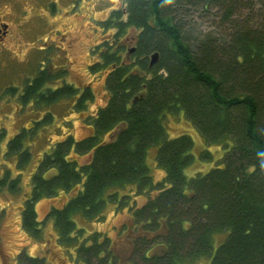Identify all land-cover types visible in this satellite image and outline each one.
Masks as SVG:
<instances>
[{
	"label": "trees",
	"instance_id": "obj_1",
	"mask_svg": "<svg viewBox=\"0 0 264 264\" xmlns=\"http://www.w3.org/2000/svg\"><path fill=\"white\" fill-rule=\"evenodd\" d=\"M123 2L126 15L114 11L106 23L115 29L110 40L120 45L109 41L101 63L88 67L103 80L106 104L85 119L92 129L85 139H53L63 135L58 123L87 112L94 101L92 89L68 83L64 70L32 66L19 89H4H18L14 102L28 119L11 135L0 128V193L21 196L20 226L33 242L42 243L49 226L61 247H77L84 264L109 241L101 244L90 224L101 222L117 190L135 183L138 193L151 196L131 214L144 232L131 245L128 264H264V0L257 16L242 0ZM246 8L249 15L240 21ZM213 9L229 34L192 41L188 12ZM131 30L136 50L125 59L121 46ZM169 118L188 122L224 155L207 172L187 176L196 160L194 143L186 134L169 136ZM151 148L163 172L155 182L147 165ZM90 156L88 164L80 163ZM199 157L213 158L208 150ZM25 172L30 193L24 196ZM61 190L76 193L38 221L37 202ZM218 235L223 240L213 251ZM158 241L166 252H152ZM99 264L116 263L107 257Z\"/></svg>",
	"mask_w": 264,
	"mask_h": 264
},
{
	"label": "rangeland",
	"instance_id": "obj_2",
	"mask_svg": "<svg viewBox=\"0 0 264 264\" xmlns=\"http://www.w3.org/2000/svg\"><path fill=\"white\" fill-rule=\"evenodd\" d=\"M261 1L262 0H242V2H246L250 5L251 12H253L255 16L258 14L256 11H258V6ZM18 4L19 6L29 9L28 15H34L31 18L37 19L41 14H46L45 16L48 15L46 11L42 9L40 2L32 4L31 2L27 3L19 0ZM106 5L107 4H104L102 8H99L96 0H88L85 3H83V1L77 2L73 7H70V4L68 5L66 2L61 6L62 9L59 13L52 15L54 17H47V21L53 25V28L61 30L64 34L72 33L74 37L73 42L69 44V48L66 46V50L62 53L69 56L71 55V59L76 60L74 63L75 65L66 68V80L73 82L75 85L82 86L87 84L91 79L85 70V66L89 62L88 56H86L87 48L81 50L79 54L76 50L81 49L79 46L81 43H90L95 38V35H99L92 32L93 30H97L94 18L103 19L106 15L105 9L109 7V5L108 7ZM115 6L117 5H114V7ZM30 8H32V10ZM107 11L109 10L107 9ZM248 12V8L240 10V21H243V19L247 17ZM90 18L92 22L89 20ZM185 22L187 23V30L189 31L191 36L190 39L192 41L196 39L203 40L205 37H214L215 39L220 40L229 34L228 29L222 31L223 25L220 26L221 21L219 16L215 13V9L209 12L190 11L188 12ZM32 26L34 25L32 24ZM225 26L228 27L229 25ZM47 27L51 29L49 26ZM44 32H47L45 27L41 29L40 34L42 35ZM21 34L25 33H20L17 39L12 41L13 43L11 42L6 50H0V128H5L9 135L18 130L20 124L22 122L24 124L27 117L25 116L27 111L18 112L19 106L16 105L17 103L14 102V99L19 95L18 89L22 78L25 75H29V71L26 67L27 64L33 62L32 55L34 51L37 50L35 45L34 47H26L25 44L27 43V39L25 38V35L22 36ZM30 48H32L33 51L32 54H29V60L27 61L28 57L25 53L26 50ZM43 55L48 60L53 58V52L51 50L47 53L44 52ZM32 66L39 68L41 65L37 63ZM49 70L53 71L51 68ZM9 87L18 89L15 91L7 90V92H4V89ZM93 88L97 93V98L95 104H92L90 109L97 108L98 105H101L103 98L100 81L93 85ZM80 120L79 116L71 115V127L69 129H67V127H62L60 132L64 134L70 132L76 139L81 138L85 135V130ZM169 122V136L171 135L173 137L179 134H186L193 140L194 148L192 153L196 160L191 169L185 171L187 176H193L196 172H207L212 163L218 161L224 155V151L220 147H217V145H207L204 142V139L188 122L184 120H175L173 118H169ZM53 139L57 140V137H53ZM5 140H7V137ZM205 150H208L212 154V161L209 162L199 157V153ZM155 155V149L151 148L148 150L147 165L150 174L153 175V180L159 181L163 177V172L156 167ZM12 163L13 161H8L6 164L12 165ZM2 164H4V161L0 156V170L3 169L1 166ZM29 175L30 172H25L20 178V185L22 187L21 193L23 194L29 192ZM143 199V196H136L138 203H141ZM65 200L66 196L62 194L58 198H44L39 200L35 207L38 219L41 220L51 206H61ZM21 202L22 198L21 196L19 197V195L15 196L7 193H0V264H21V261L25 258H27V262H22V264H39L37 263V260H31V257H33L31 255L39 258L44 257L45 259H43L44 261L42 264H44V262L45 264H73L68 258L67 253L56 246L53 232L49 226L44 231L45 240L41 245L36 244V242H33V240L25 235V232H23L19 223V209L21 207ZM119 212L120 213H116L113 208H109V210L106 211V223L103 225L97 224L95 229L110 233V229L119 227L126 220L127 211L125 208H120ZM222 238V235H218L215 238L213 251L219 243L222 242ZM19 252L24 253L17 255ZM25 253L26 255H24ZM19 256L21 257L18 258ZM18 259H20V263ZM187 264H210V260H195L194 262Z\"/></svg>",
	"mask_w": 264,
	"mask_h": 264
},
{
	"label": "flooded vegetation",
	"instance_id": "obj_3",
	"mask_svg": "<svg viewBox=\"0 0 264 264\" xmlns=\"http://www.w3.org/2000/svg\"><path fill=\"white\" fill-rule=\"evenodd\" d=\"M24 2L27 3H37L40 2V5L42 6V9H44V11H46V13L48 14L47 16H45L44 14H41L37 19L35 18H31L32 16L28 15L29 9L24 8L23 6H19V0H0V50H6L9 46V44L12 41H15L18 37V35L20 33H25V34H21L22 36L25 35V38L27 39V43L25 44L26 47H31L34 45L36 46V49L32 55V59L33 62L27 64L26 68H30L32 67V65H36L37 63L41 65L42 68H44L45 66L48 67L49 69L51 68L53 71L58 72V69H62L64 70V73H66V68L68 66L71 65H75L74 63L76 62L75 59H71V55H66L63 54L62 52H64L66 50V48H69V44L73 42V35L71 34H64L61 30L57 29V28H53V25L51 23H49L47 21V17H54L52 15L57 14L61 11V6H63V4H65L67 2V4H70V7H73L75 5V3L83 1V3H85L88 0H22ZM90 1V0H89ZM124 0H96V3L99 5L98 7L102 8V6L104 4H107L106 6L109 7L107 8L109 11L106 10V15L103 17V19L99 18L95 19V25H96V29L97 30H93L92 32L94 34H99L98 36L95 35V38L93 39V41H91L90 43H81L79 46L81 47L80 50H76V52L79 54L81 50H83L84 48H87V55L88 56V63L85 66V70L86 73L91 77L90 81L87 84H84L82 86L76 85L78 86V88L81 90L85 87H90L92 89V92L94 94V101L93 103L89 104V108L87 112H84L82 114H68V116L61 122L58 123L60 125H58L59 130L62 127H67V129H69L71 127V115H77L80 117V121L83 125V128L85 130V135H83L81 138L76 139L70 132L63 134L62 136L57 137V140H61L63 139L66 135L71 134L75 140H83L85 139L87 136L90 135V133L92 132L91 127H89L88 125H86L84 123L85 119L90 116V115H94L99 108L103 107L106 104V93L103 90V80L102 78H99V76H92L89 72H88V67L91 66L92 64H99L101 63L100 58H101V54L102 52H105V47L106 44L111 41L112 45L114 47L115 44L120 45L119 43H116L115 40H110V37L114 34V28H109L106 23L108 22V20L111 19V14L114 11L117 10H121L123 15H126V10H125V4L123 2ZM117 5L114 7V5ZM34 6V5H33ZM69 7V8H70ZM35 8V7H34ZM32 10V8H30ZM68 12V11H67ZM80 13V12H79ZM108 14V15H107ZM91 18L89 20H91ZM92 22V20H91ZM112 23V21H111ZM32 24L34 26H32ZM47 26H49L51 29H49ZM45 27L47 32L41 33V29ZM124 45L121 46L123 47V49L125 50L124 53L121 55L123 58L125 59H129L132 57V55L135 52V33L133 30L129 31L127 36L124 38ZM13 43V42H12ZM67 46V47H66ZM59 47V48H58ZM49 50H51L53 52V58L52 59H46L43 55L44 52H48ZM68 50V49H67ZM32 48L27 49L26 50V56L27 61L29 60V54H32ZM36 52V53H35ZM121 57V58H122ZM58 59V61H57ZM35 62V63H34ZM34 63V64H33ZM29 71V70H28ZM31 71H29V75H25L22 78L23 79L30 77L31 75ZM67 76V74H66ZM65 76V77H66ZM66 79V78H65ZM21 81V82H22ZM67 81V80H66ZM100 81L101 83V88H102V103L101 105H98L97 108L94 109H90L92 104H95L96 102V98H97V93L94 91L93 85H95L96 83H98ZM68 83H72V85H75L73 82L71 81H67ZM26 119H28L26 117ZM177 136V135H176ZM54 140V141H57ZM80 163L84 164V163H89L91 161V156L90 157H82L80 158ZM154 181V180H153ZM155 182V181H154ZM29 186V192L30 193V185ZM138 184H133V185H129L126 186L124 189H121L120 191L117 190V192L115 193L117 198L116 201L114 202V204H108L107 205V210H109V208H113L114 212L116 211V213H120V208L124 209L127 211V218L126 220L119 226L116 227L115 229H110V233H106L103 231H99L96 230L95 227L96 225H103L106 223V211L104 212L103 218L101 220V222H97L95 224H90L91 225V229H90V234H92V232L98 233L99 235H101V239H103V241H101V244L104 242V238H107L109 241L108 243L104 246V249L102 251V253H100L98 256L95 255H90L88 263L89 264H99L100 259L103 258V260H106V258H110L113 260L114 263L116 264H128V260L131 257L132 254V250H131V245L133 244V242L135 241V239H138L140 237V234L144 232V230H142L143 225H141L140 223H136L134 222V218L132 217V212L134 210H137L139 207L143 206L147 200L148 197L151 196V194L148 193H138L137 190ZM127 190V191H126ZM28 193H24L23 195H27ZM76 192H65V191H58L56 193L55 196H53L52 198L56 197L58 198L61 194L66 196V200L65 202L61 205V206H51L47 212L45 213V215L43 216V218L41 219L42 221L45 219V216L48 215L49 211L51 208H61L62 206H64L71 198L72 196L75 194ZM23 196V197H24ZM136 196H143L144 199L141 201V203H138V201L136 200ZM23 201V199H22ZM38 203V202H37ZM37 205V204H36ZM23 210L22 204L21 207L19 209V223L21 225V211ZM35 213H36V218L37 217V212L35 209ZM38 219V221H41ZM103 229V227H102ZM114 234V236H113ZM26 235V234H25ZM53 235L55 236V234L53 233ZM27 236V235H26ZM45 236V234H44ZM28 237V236H27ZM152 235L150 233L149 238H151ZM33 240V239H31ZM45 240V237H44ZM54 241L56 246L59 249H62L64 252L67 253L68 258L71 260V262L73 264H82L79 261V255H78V250L77 247L72 245V247L70 248H63L61 247L57 242L56 239L54 237ZM38 245H41V243H36ZM152 252L154 253H159V252H166L167 248L165 246V244L161 241H158L157 243H155L153 245V249H151ZM21 254V252H19L17 255ZM34 256V255H33ZM43 259H45L44 257H42ZM82 259V258H81ZM83 260V259H82ZM84 261V260H83ZM85 262V261H84ZM86 263V262H85ZM84 264V263H83Z\"/></svg>",
	"mask_w": 264,
	"mask_h": 264
},
{
	"label": "water",
	"instance_id": "obj_4",
	"mask_svg": "<svg viewBox=\"0 0 264 264\" xmlns=\"http://www.w3.org/2000/svg\"><path fill=\"white\" fill-rule=\"evenodd\" d=\"M156 58H157V54L156 53H153L151 55V58H150V65H152L153 63H155Z\"/></svg>",
	"mask_w": 264,
	"mask_h": 264
}]
</instances>
